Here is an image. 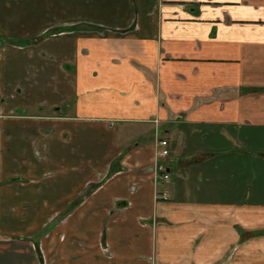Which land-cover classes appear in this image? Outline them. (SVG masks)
Here are the masks:
<instances>
[{"label": "crops", "instance_id": "obj_1", "mask_svg": "<svg viewBox=\"0 0 264 264\" xmlns=\"http://www.w3.org/2000/svg\"><path fill=\"white\" fill-rule=\"evenodd\" d=\"M252 231L264 0H0V264H219Z\"/></svg>", "mask_w": 264, "mask_h": 264}, {"label": "rangeland", "instance_id": "obj_2", "mask_svg": "<svg viewBox=\"0 0 264 264\" xmlns=\"http://www.w3.org/2000/svg\"><path fill=\"white\" fill-rule=\"evenodd\" d=\"M248 233H246L247 235ZM249 236V237H248ZM248 236H245V241H250L249 243V253L242 255L243 251L236 252V254H228L220 258L219 264H229L230 262H235V264H264V233L250 232ZM236 244L234 250L239 247ZM232 257L234 258L233 260Z\"/></svg>", "mask_w": 264, "mask_h": 264}, {"label": "built area", "instance_id": "obj_3", "mask_svg": "<svg viewBox=\"0 0 264 264\" xmlns=\"http://www.w3.org/2000/svg\"><path fill=\"white\" fill-rule=\"evenodd\" d=\"M160 157H168L170 155L169 142L167 140L160 141ZM163 177L166 181L170 180V174L163 169Z\"/></svg>", "mask_w": 264, "mask_h": 264}, {"label": "trees", "instance_id": "obj_4", "mask_svg": "<svg viewBox=\"0 0 264 264\" xmlns=\"http://www.w3.org/2000/svg\"><path fill=\"white\" fill-rule=\"evenodd\" d=\"M245 234H246V233H244V232L242 233V235H245Z\"/></svg>", "mask_w": 264, "mask_h": 264}]
</instances>
